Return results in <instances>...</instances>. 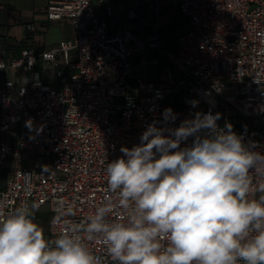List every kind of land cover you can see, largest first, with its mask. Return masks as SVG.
Masks as SVG:
<instances>
[{
	"label": "built area",
	"instance_id": "built-area-1",
	"mask_svg": "<svg viewBox=\"0 0 264 264\" xmlns=\"http://www.w3.org/2000/svg\"><path fill=\"white\" fill-rule=\"evenodd\" d=\"M135 1L121 13L111 0H49L47 19L68 20L72 38L39 53L0 55V73H10L0 76V171L7 172L0 211L48 204L57 216L50 239L116 199L107 163L163 119L169 97L173 127L197 111L218 112L219 127L231 124L264 152V0H170L191 26L173 48L160 33L159 0ZM149 3L151 25L141 15ZM143 27L152 31L143 35ZM149 64L164 65L163 79H148ZM61 206L74 215L58 217ZM88 246L102 264H115L102 241Z\"/></svg>",
	"mask_w": 264,
	"mask_h": 264
},
{
	"label": "clouds",
	"instance_id": "clouds-1",
	"mask_svg": "<svg viewBox=\"0 0 264 264\" xmlns=\"http://www.w3.org/2000/svg\"><path fill=\"white\" fill-rule=\"evenodd\" d=\"M162 117L107 163L116 199L83 223L50 239L36 205L0 211V264H102L88 246L95 240L115 264H264V152L231 124L219 127L218 112L197 111L176 127L171 108ZM57 215H74L72 206Z\"/></svg>",
	"mask_w": 264,
	"mask_h": 264
},
{
	"label": "crops",
	"instance_id": "crops-1",
	"mask_svg": "<svg viewBox=\"0 0 264 264\" xmlns=\"http://www.w3.org/2000/svg\"><path fill=\"white\" fill-rule=\"evenodd\" d=\"M49 0H0V55L19 56L24 48H33L36 52H43L56 46L61 40L71 39L73 30L68 20L49 21L46 17V7ZM118 12L126 10L127 3L122 0H111ZM129 7H136L135 0H129ZM123 5V6H122ZM159 5L163 7L165 13H169L176 7L170 0H159ZM153 3H149L141 9L142 20L151 25L154 21ZM122 11V12H123ZM98 13V11H97ZM161 15V13H160ZM175 14L173 13L172 16ZM153 21L149 24L148 20ZM173 18V17H172ZM172 18L168 17L161 25L167 29ZM152 31L150 27H143V35ZM162 35H165L163 33ZM168 48H173L176 37L173 40H164ZM161 68L157 65L147 66L148 79L158 81ZM22 74V71H20ZM0 76L8 78L9 72L0 73Z\"/></svg>",
	"mask_w": 264,
	"mask_h": 264
},
{
	"label": "rangeland",
	"instance_id": "rangeland-1",
	"mask_svg": "<svg viewBox=\"0 0 264 264\" xmlns=\"http://www.w3.org/2000/svg\"><path fill=\"white\" fill-rule=\"evenodd\" d=\"M127 6L126 9H128L129 7V2L127 1ZM123 6V5H122ZM123 11V10H122ZM121 11V13H123ZM160 19L159 22L163 24V22L166 20V18H172L171 24H169L170 26L167 27V29H165V27L163 25H161V30L160 33L163 34L165 33L164 38L167 40H173L175 37H178L179 35L185 33L186 31H188L190 29V22L187 19L182 18L178 12L175 13V9L171 10L169 13H165V10L163 9L162 6H160ZM175 14L174 16H172V14ZM153 21L152 18H150L148 20L149 24H151ZM161 68V72L159 75V80L163 79L164 77V65L162 64L161 66L158 67V69ZM48 75V73H47ZM46 77H50L49 75ZM175 77H177V73L175 74ZM172 100L173 97H169L168 100L166 101V107L167 108H171L173 109L172 106ZM25 155L27 157H32L34 156V152L33 151H25L24 152ZM12 159H8V161L6 162V166H9L12 163ZM30 210H32V207H29ZM33 211L34 214V218L35 221L44 229V234L46 237H48V224L50 222V220L56 218L57 216L55 214H53L50 210V206L47 204L44 207H42L40 210L37 211Z\"/></svg>",
	"mask_w": 264,
	"mask_h": 264
},
{
	"label": "trees",
	"instance_id": "trees-1",
	"mask_svg": "<svg viewBox=\"0 0 264 264\" xmlns=\"http://www.w3.org/2000/svg\"><path fill=\"white\" fill-rule=\"evenodd\" d=\"M6 177H7L6 170H1L0 171V191L3 190L6 186Z\"/></svg>",
	"mask_w": 264,
	"mask_h": 264
}]
</instances>
